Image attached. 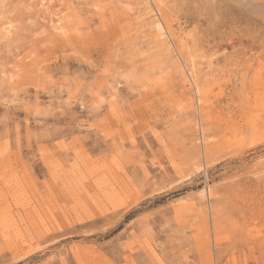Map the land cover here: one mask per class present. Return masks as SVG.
Segmentation results:
<instances>
[{
  "label": "rangeland",
  "instance_id": "rangeland-1",
  "mask_svg": "<svg viewBox=\"0 0 264 264\" xmlns=\"http://www.w3.org/2000/svg\"><path fill=\"white\" fill-rule=\"evenodd\" d=\"M0 264H264V0H0Z\"/></svg>",
  "mask_w": 264,
  "mask_h": 264
},
{
  "label": "bare ground",
  "instance_id": "bare-ground-1",
  "mask_svg": "<svg viewBox=\"0 0 264 264\" xmlns=\"http://www.w3.org/2000/svg\"><path fill=\"white\" fill-rule=\"evenodd\" d=\"M153 19H154V18H153ZM157 24H158V23H157ZM155 26H157V25H155ZM160 27H161V26L158 25V31H159V32L162 31ZM4 33H5V32H4ZM159 38H160V36H159ZM208 198H209V197H208Z\"/></svg>",
  "mask_w": 264,
  "mask_h": 264
}]
</instances>
